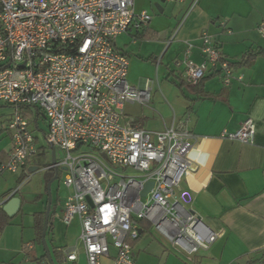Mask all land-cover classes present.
Returning a JSON list of instances; mask_svg holds the SVG:
<instances>
[{"label": "built area", "instance_id": "obj_1", "mask_svg": "<svg viewBox=\"0 0 264 264\" xmlns=\"http://www.w3.org/2000/svg\"><path fill=\"white\" fill-rule=\"evenodd\" d=\"M134 3L0 0V102L13 110L7 124L8 160L0 170L16 173L37 154L30 122L20 109H38L48 126L47 143L63 155L44 170L64 171L62 183L70 190L57 216L66 226L78 220L87 264H100L110 246L116 250L112 264H135L140 221L187 258L208 250L218 236L186 208L190 194L177 192L193 169L188 130L173 121L150 132L126 119L125 105L147 106L150 100V88L129 85L128 58L114 42L150 22L147 12L134 11ZM257 32L264 39V23ZM201 42V63L174 60L175 67H183V78L192 87L214 72L229 85L228 61L208 34H202ZM254 135V122L247 118L236 132L222 136L252 144ZM148 182L152 187L143 197ZM62 253L69 261L76 259L75 247Z\"/></svg>", "mask_w": 264, "mask_h": 264}, {"label": "crops", "instance_id": "obj_2", "mask_svg": "<svg viewBox=\"0 0 264 264\" xmlns=\"http://www.w3.org/2000/svg\"><path fill=\"white\" fill-rule=\"evenodd\" d=\"M159 1L135 0L134 11L147 12L151 20L145 29L128 32L140 39L141 35L150 32L152 37L143 39L148 41L159 37V45L163 44L165 50L171 51L174 67L166 66L162 79H168L174 86L178 82L183 87L168 86L166 92L161 89L159 69L164 51L153 57L156 62L159 59V64L155 63L154 79L139 78L137 84H129L136 89L150 88L149 104H127L124 112L127 120L150 132L161 131L173 121L188 130L192 146L188 158L193 169L183 177L177 192L190 194L191 201L186 208L218 236L208 250L187 258L162 242L157 234V237L146 234L150 227L147 222L140 221L141 233L133 243L135 264H264V39L257 32V27L264 23V0H198L191 10L188 9L193 0L164 1L168 5L161 3V12L155 7ZM152 8L164 15L154 24L149 12ZM203 33L211 37L231 64H237L247 52L259 54L245 66H231L232 79L227 86L219 74L207 75L210 77L201 87L207 97L197 96L195 89L185 83L183 67L174 65V60L187 59L197 64L204 60L201 53ZM162 34L164 37L160 39ZM155 87L157 91L152 95ZM10 110L11 114L4 121L0 120V167L7 162L11 146V135L7 130L13 112L11 107ZM247 118L255 125L252 144L222 136L223 132H236ZM27 167L28 175L24 169L16 173L0 170V208L10 197H18L21 208L0 231V264H49L41 258L45 255L44 248L35 241V214L45 209L38 205L31 213L29 199L19 194L17 187L24 175L30 177L38 170L33 164ZM5 173L12 177L5 178ZM17 190L19 193L10 196ZM30 213L32 219L25 223L24 216ZM58 213L53 212L50 234H45L51 263L87 264L78 241V220H72H77L79 232L71 239L67 227L72 222L64 225ZM28 245L30 248L26 247ZM72 247L76 248V259L69 261L62 252ZM115 256L116 250L110 246L100 264H112Z\"/></svg>", "mask_w": 264, "mask_h": 264}, {"label": "rangeland", "instance_id": "obj_3", "mask_svg": "<svg viewBox=\"0 0 264 264\" xmlns=\"http://www.w3.org/2000/svg\"><path fill=\"white\" fill-rule=\"evenodd\" d=\"M163 5H168V3H163ZM170 6H174L173 4H169ZM152 15L153 20L151 21L152 24L155 23L156 19H163L164 15L157 13L155 8L149 11ZM165 26V24L163 25ZM169 31V28H165V30ZM164 31V30H163ZM161 33L158 35L160 36ZM157 37L154 40L148 41L143 40L140 38L133 37V33H124L119 35L115 39V44L117 49L124 51L126 53V57L128 58V70H127V81L130 85H135L138 82L139 78H147V79H154L155 78V63L156 59H153L154 56H159L162 52L165 51L164 56L162 57V64L159 69V78H163V74L166 71V66H169L171 69H174L173 65L171 64V51L162 47L160 41ZM163 43V42H162ZM168 86H173L176 89L181 88V84L176 82L175 86L168 81V79H162L160 81V87L163 89V92H166L165 89ZM183 87V86H182ZM182 89V88H181ZM152 95L157 91L156 87L153 88ZM185 92V89H183ZM31 112L29 113V117H25L22 115L27 121H29V131L32 133L33 137L36 139L37 145V152L38 156L31 158L30 161L36 163L38 170L30 174V177L24 176L25 178L19 182L17 185L18 189H20V193L27 197L30 201V208L31 213L36 209L38 205L42 206L44 209L47 204L48 194L46 190V186L48 182L53 178L52 173L49 171H45L44 168L52 164V157H51V150L50 146L47 143L45 136L48 130L47 123L43 117H39L37 120L38 128H35V110L34 108L30 109ZM13 111V110H12ZM13 113V112H12ZM32 113V115H31ZM11 114L10 107L6 104L0 102V120L4 121L7 116ZM141 122V121H140ZM144 128V126H143ZM145 129V128H144ZM146 130V129H145ZM83 150L88 151L86 146L82 147ZM63 157L62 153L57 149L55 150V160L58 161ZM46 166V167H45ZM127 175H136L133 171H128ZM65 176V172L62 170H58V176L55 180L51 182L50 185V195H51V207H50V221H49V230L47 235L50 234V228L53 224V212L58 213L63 207V203L69 194L70 190H68L62 183L63 178ZM5 178L12 177L11 174L5 173ZM14 185V184H13ZM16 188V187H15ZM24 216V222L27 223L30 220V216ZM60 214V213H58ZM32 219V218H31ZM58 222V221H57ZM145 222V221H142ZM148 224V223H147ZM150 227L149 232L146 234L156 236V232L152 225L148 224ZM68 231L67 234L71 237V239H75L76 235L79 232V225L77 220L75 219L72 224L67 227ZM148 234V235H149ZM146 235V236H148ZM36 235L35 241L37 244L42 245L41 238H37ZM157 237V236H156ZM143 239V238H142ZM164 242L162 239H160ZM166 245L169 243L164 242ZM170 246V245H169Z\"/></svg>", "mask_w": 264, "mask_h": 264}, {"label": "trees", "instance_id": "obj_4", "mask_svg": "<svg viewBox=\"0 0 264 264\" xmlns=\"http://www.w3.org/2000/svg\"><path fill=\"white\" fill-rule=\"evenodd\" d=\"M141 37V39H150L151 37H152V34L150 33V32H147L146 34H143V35H141L140 36ZM259 54H258V52L257 53H254V52H247L239 61H238V63L237 64H231V63H229L228 62V65H229V67L231 68V66H234V65H239V66H245V65H247V64H249V63H251L257 56H258ZM224 58V57H223ZM225 59V58H224ZM217 74H219V72H214V73H212V74H210V76H214V75H217ZM210 76H208V77H210ZM208 77H204V78H202L201 80H199L197 83H196V85L195 86H190V85H188L186 82V84L188 85V86H190L191 88H194L195 89V91H196V95L197 96H199V97H207V94L206 93H204L203 92V90L201 89V87H202V85H203V82H204V80L205 79H207ZM30 108L29 107H23V108H21L20 109V113L22 114V115H24L25 117H29V113L31 112L30 110H29ZM34 110H35V115H36V119H35V128L37 129L38 128V126H37V120H38V115H40V116H42V113L38 110V109H36V108H34ZM31 115H32V113H31ZM45 139H46V137H45ZM34 140H35V143H36V139L34 138ZM36 157L38 156V152H37V154L35 155ZM34 156V157H35ZM33 157V158H34ZM28 164H33V165H36V163H35V161L34 162H31L30 160H28L27 161V165ZM27 165H26V168H24V171H28V167H27ZM37 166V165H36ZM46 167V166H45ZM47 172L49 171L50 173H52V176L51 177H54V175H55V171L54 170H46ZM24 176H26V175H24ZM22 177L21 179H20V181L21 180H23L25 177ZM19 181V182H20ZM16 193H18V190L17 191H15V193L12 195V196H14ZM9 193H7V195H8ZM6 195V196H7ZM11 198V197H10ZM21 209V208H20ZM20 209H19V211H20ZM44 215H45V211H43V212H40V213H36L35 214V230H36V235H38L37 236V238H41V232H42V230H43V226H44ZM12 219V216H9L2 208H0V231L4 228V227H6L7 225H9V223H10V220ZM49 221H50V215H49V220H48V229H49ZM142 222V221H141ZM47 229V230H48ZM46 233H47V231H46ZM46 236V235H45ZM42 260H44V261H47L48 263H49V261H48V259L46 258V255H42ZM49 264H51V263H49Z\"/></svg>", "mask_w": 264, "mask_h": 264}, {"label": "water", "instance_id": "obj_5", "mask_svg": "<svg viewBox=\"0 0 264 264\" xmlns=\"http://www.w3.org/2000/svg\"><path fill=\"white\" fill-rule=\"evenodd\" d=\"M164 0H160L159 3L155 4V7L161 12V6L160 4L163 3ZM164 36L162 34V36L160 37V39H162ZM50 150H51V157H52V163L55 162V149L53 147L50 146ZM57 178V172L55 171V175L54 177L50 180V182H48L47 186H46V190H47V194H48V200H47V204H46V208H45V215H44V226H43V230L41 232V243L43 245L44 251H45V255L46 258L48 259L49 263H51V257L49 254V250L46 244V240H45V234L48 228V220H49V215H50V207H51V195H50V185L51 182L53 180H55ZM152 187V182H148L145 187L143 188V190L141 191V196H145L149 190ZM88 203L91 205L90 200H88ZM20 206V199L18 197H12L10 198L2 207V209L9 215V216H13L19 209ZM52 264V263H51Z\"/></svg>", "mask_w": 264, "mask_h": 264}]
</instances>
